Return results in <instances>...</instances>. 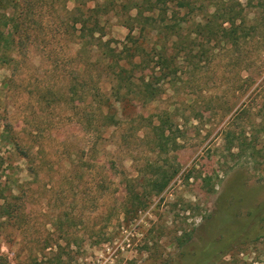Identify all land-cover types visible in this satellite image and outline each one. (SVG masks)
Returning <instances> with one entry per match:
<instances>
[{
  "label": "rangeland",
  "instance_id": "1",
  "mask_svg": "<svg viewBox=\"0 0 264 264\" xmlns=\"http://www.w3.org/2000/svg\"><path fill=\"white\" fill-rule=\"evenodd\" d=\"M187 1L199 14L212 10L209 0ZM230 1L244 18L233 36H197L188 24L182 39L166 41L152 21L135 22L146 51L166 42L177 59L166 79L160 68L153 74L162 94L128 96L121 124L100 136L72 103L75 1L0 7V27L11 25L7 11L24 30L22 49L3 48L14 62L0 61V264H174L183 249L219 237L228 213L227 238L264 206V0ZM178 2L157 5L155 15L181 17ZM124 19L109 18L104 42L122 48ZM93 46L85 49L90 74L107 92L112 82ZM164 175L170 183L154 192ZM260 228L217 264H264ZM190 231L181 249L178 238Z\"/></svg>",
  "mask_w": 264,
  "mask_h": 264
},
{
  "label": "trees",
  "instance_id": "2",
  "mask_svg": "<svg viewBox=\"0 0 264 264\" xmlns=\"http://www.w3.org/2000/svg\"><path fill=\"white\" fill-rule=\"evenodd\" d=\"M74 1L75 7L72 9V44L80 46V49L74 53L72 58L73 62L76 61V64L72 66V103L78 110L80 121H87V131L90 134L99 136L102 128L118 127L121 124L119 106L128 101V96L131 94L141 93L146 102L158 98L163 90L162 86L153 80V74L156 69L160 68L164 79H166L167 73H165V70L170 68V61L174 62L177 59V57L169 56V58L167 56L166 42L163 44L157 43L154 49L146 51L144 42L139 41L140 37L135 34L137 30V27L134 26L135 22L141 25V19L148 21L147 23L152 21V26L158 32V37L164 34L167 41L170 37L182 39L188 24L193 25V34L197 36L205 33L212 38H216V34H219L220 31L228 34L227 36L237 35L240 27H235L236 20L241 18L244 21L243 17H239L240 15L235 13L236 10L231 5L230 0H222V5L217 0H209L212 10L206 9L205 14H199L198 10L189 1L179 0V7L182 8L180 11L181 17L173 21H168L164 15L162 17L155 15L157 5L166 4V0ZM8 2L13 3L14 0H0V7L5 3L9 6ZM88 3L92 5L88 7ZM133 10H136L137 13L136 16L131 17L130 13ZM3 16L10 20L11 25H6L5 29L0 27V61L4 64H12L14 62L13 56L5 50L12 51L11 46L23 48V22L21 19V22L16 21V18L13 19L11 14H7V11ZM125 16H127V19H124L123 24L129 29V33L122 48L120 49L117 46L119 43L113 45L115 43L112 40L104 42V37L107 36L106 28L109 18L118 17L123 19ZM226 24L229 27H225ZM141 31L144 32V28ZM238 39L240 40V38L233 40ZM189 40L193 39L189 38ZM93 45L99 48L101 52L100 59H103L104 72L112 82L107 92H104L99 85L101 75L93 76L90 74L89 57L85 54V49ZM186 50H188V53L191 52V49L187 48ZM180 54L183 56L186 52H180ZM138 75L139 77H137ZM160 80H162V77ZM81 100L86 105L85 107L89 108L87 113L85 112L86 108L75 104ZM94 121H101V123L97 124ZM3 164V160L0 158V169ZM170 180L171 178L165 175L161 179H156L153 183L155 188L152 190L156 193L163 192ZM133 193L131 191L130 198H135ZM130 200L134 202V199ZM251 216L249 222L233 231L231 237L227 238L224 233H227L229 222L232 219V215L228 213L220 220L219 230L222 233H219V237L205 240L204 245L200 248L196 247L190 252L183 249L179 255L181 260L178 258L179 260L175 261L174 264H217L230 256L235 248L246 245L247 242L249 243L257 236L255 234L258 233L257 230L261 229L260 225L264 222V206H261L259 211ZM192 240L193 233L191 231L185 233L178 238L179 247L181 249L186 247Z\"/></svg>",
  "mask_w": 264,
  "mask_h": 264
}]
</instances>
